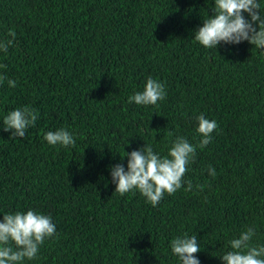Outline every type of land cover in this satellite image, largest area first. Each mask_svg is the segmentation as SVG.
I'll return each instance as SVG.
<instances>
[{
    "label": "trees",
    "instance_id": "1",
    "mask_svg": "<svg viewBox=\"0 0 264 264\" xmlns=\"http://www.w3.org/2000/svg\"><path fill=\"white\" fill-rule=\"evenodd\" d=\"M213 5L0 0V41L16 33L0 51V75L16 81L0 83V221L31 209L56 226L23 264H180L170 241L183 234L196 235L200 264H222L228 241L253 226L252 245H264V55L247 41L195 42ZM150 77L166 98L130 103ZM24 106L37 121L12 137L3 118ZM201 114L218 127L175 194L153 207L138 191L114 192L110 168L127 170L125 153L151 145L163 157L176 136L198 144ZM61 128L75 146L43 140Z\"/></svg>",
    "mask_w": 264,
    "mask_h": 264
},
{
    "label": "clouds",
    "instance_id": "2",
    "mask_svg": "<svg viewBox=\"0 0 264 264\" xmlns=\"http://www.w3.org/2000/svg\"><path fill=\"white\" fill-rule=\"evenodd\" d=\"M258 0H214L212 15L203 20L202 26L193 34V39L204 48H217L221 43L239 44L247 41L264 55V15L260 12ZM247 14L245 18L244 14ZM12 39L0 41V51L7 52L16 37L15 31L9 29ZM5 67L0 65V68ZM7 80L10 88L16 87V81L0 75V83ZM166 98L163 83L148 78L143 91L128 98L136 105H156ZM35 109L29 106L10 111L3 118V130L12 132V137L23 138L26 130L37 121ZM198 126L195 132L200 137L198 144L190 143L183 136H176L166 156L154 153L151 145L125 153L127 165L111 166L110 175L115 184L114 192L123 196L128 192L138 191L145 197L146 203L157 206L165 194L173 195L183 184L187 166L195 159L197 148L203 149L212 141L211 134L217 129L215 120L204 115L196 117ZM169 136L173 133L169 132ZM43 140L52 146H75V138L61 128L44 134ZM210 176L216 172L208 168ZM202 190L203 186L198 185ZM192 183L187 182L185 191H191ZM56 232V226L49 216L33 210L4 214L0 221V264H23L25 259L36 258L40 245ZM255 228L248 227L239 233L238 238L228 241L230 250L219 258L222 264H264V245L253 246ZM170 249L180 264H200L196 253L200 246L196 235L183 234L170 241Z\"/></svg>",
    "mask_w": 264,
    "mask_h": 264
}]
</instances>
